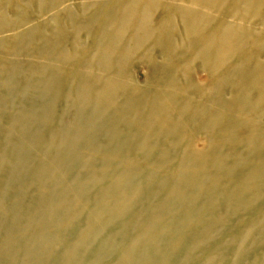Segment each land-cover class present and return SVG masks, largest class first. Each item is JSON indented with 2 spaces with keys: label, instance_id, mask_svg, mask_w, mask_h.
<instances>
[{
  "label": "bare ground",
  "instance_id": "bare-ground-1",
  "mask_svg": "<svg viewBox=\"0 0 264 264\" xmlns=\"http://www.w3.org/2000/svg\"><path fill=\"white\" fill-rule=\"evenodd\" d=\"M45 4L0 19V264H264V0Z\"/></svg>",
  "mask_w": 264,
  "mask_h": 264
},
{
  "label": "rangeland",
  "instance_id": "rangeland-1",
  "mask_svg": "<svg viewBox=\"0 0 264 264\" xmlns=\"http://www.w3.org/2000/svg\"><path fill=\"white\" fill-rule=\"evenodd\" d=\"M46 0H0V19L5 18L8 21H11L13 25L7 29L4 36H13V35H22L25 33L26 29L35 26L41 25L42 29L45 30L51 24V17L55 11L51 10L49 4H45ZM60 3L56 4L59 5ZM53 5V4H52ZM43 6L42 8H39ZM43 9V13L40 14L39 11ZM62 19L66 20L68 18V13L61 12ZM66 35L70 40L76 38L75 30L73 28H68L66 30ZM3 36V37H4ZM83 47L85 41L80 43ZM2 53L6 55L2 56ZM6 61H16V58L13 54H8L4 48L0 47V70L3 68ZM197 72L198 69H195ZM131 75H134V81L138 85L147 83V70L143 67L134 68L130 72ZM196 81L198 84H203L204 77L202 73L198 72L196 74ZM72 118V114H69L65 117V120L69 121ZM197 145H205V141L202 137L196 142Z\"/></svg>",
  "mask_w": 264,
  "mask_h": 264
}]
</instances>
